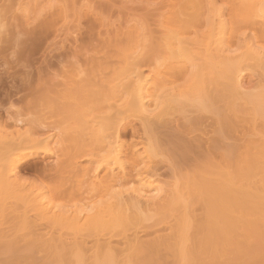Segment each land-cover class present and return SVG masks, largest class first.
<instances>
[{
	"label": "bare ground",
	"instance_id": "bare-ground-1",
	"mask_svg": "<svg viewBox=\"0 0 264 264\" xmlns=\"http://www.w3.org/2000/svg\"><path fill=\"white\" fill-rule=\"evenodd\" d=\"M173 1L174 6L172 4V10H170L171 7L169 6L171 4L165 5V7H170V9L167 7L169 9V13L167 8V11L164 10V6L157 8V10H164V12H167V14L166 12L163 14V12L159 11V13L161 12L162 14H157L158 16H162L163 18L165 15V21L162 20V17H157V20L155 18L156 23L161 20L160 23L162 27L163 25L165 27H163L164 30H161L163 29L161 26V28L158 24V26H156L157 28H160L158 29V31L161 30L160 32H162L164 35H162V33L158 34L157 29H155L156 31H153L154 33L158 34V36H160L158 39H156L158 36H155V40L157 42H154L164 53H160L163 55L162 58L160 56L157 57L156 55H159V53H156L155 55V52L153 50H149L147 52L145 51L147 55L142 51L144 53L143 58L141 53L134 56V49H136L137 47L133 48V50H129V48L127 47L128 51L132 52V56L129 52L128 54L124 55L123 58L120 56L121 60H123V64L121 61V63L114 62V65V63L109 60L107 66L112 68V65H114V68L112 71H110L108 68L110 72L108 71L109 74H107L106 78L104 77L105 80L102 81L104 87L101 86L103 87L101 91L91 97L87 101L85 105L86 107H84L85 109L83 110V112H86L87 109L90 110L92 107L107 104L111 100V104L116 105L111 118H108L109 120H95L93 121L94 125H90L89 127L90 130L92 126L94 127L96 125H99V127L102 129L106 128L112 130L113 133L110 135V137H106L110 139L113 138V140H109L111 146L108 148V154L99 155L96 152L97 149L104 147V139L91 138L89 139V141L87 140L84 143H76L72 147L69 146L70 148L66 146L68 149L64 151L66 155L65 161L62 164H60V161V165L57 164L58 166L55 167V171L57 172V175L59 173V175H61L64 180H66L65 177L68 180H63L64 182L61 180V183L60 180L55 181L53 179L55 183L53 180H51L53 185L50 184L49 186V195H44L43 192L32 193V191H26L24 188L25 185L22 184L16 176L18 174L17 168L19 167L21 159L23 161V158H28L38 151H48L49 154L50 152H53V148H50L51 151H49L50 149H47V141L53 136L52 134H48L45 137L34 136L35 131L48 130L51 128V126L50 124H48V122L44 121V119L31 118L29 116L27 117L25 114H29V112L25 114L17 112L15 113V116H13V121L15 123L28 124L29 129H27V131L25 130L26 132L24 131L25 133L22 136H16L15 138L11 137V139L10 137L9 139H0V240L3 241L1 242L3 243V245L0 247V256H7L3 257V259H0V264H249L252 261L255 264H264L263 258H260V256L263 257V252L260 251L259 248L256 250L257 245H259L260 243L257 244L256 241L252 240L253 243L255 242L257 244L254 250H256L257 253H259V251L260 253L262 252V255L258 254L259 259L257 257V254H254L256 251L253 253L254 255L250 253L253 257H256L255 259L249 258L250 262H247L249 261L248 257L252 256L249 255L248 251H246V253H244L245 251L241 253V251L243 250L241 248L243 247L241 246L242 244L246 245L252 243L248 238H246L245 241V238L242 237V235H249L250 240L259 236L253 234L255 233V231L256 233H258L259 231L257 230L249 233L252 229V225L249 224L251 222V219H255L257 222L259 221L258 219H260L261 224L262 221L264 222V122L262 124H258L259 122L257 121L259 116L260 118H264V84L256 94H252L250 92H247L248 90L245 91L248 88H246V84L243 81L244 72H247L246 69L250 70L251 68L250 71H252V69L255 70V68H258L260 69V72L264 73V0H224L230 5V14H227V16H229L228 18L225 16L226 13L223 14L224 11H220L223 10L220 9V6H218L220 10L215 8L217 7L215 6L217 0ZM214 1L215 3H213ZM212 8L214 11L218 10L221 13H212ZM5 11H7V9H5ZM58 14L59 12H57V15ZM0 15H3V12ZM50 15L52 16H49L48 14L46 18L44 17L45 19H41L42 21H39L37 23L38 25L35 27L40 28L41 30H45V28H48L52 23L53 26L55 22L52 21H56L54 19L56 13L54 12ZM147 18L145 19V21L147 20ZM151 20L153 22L151 24L156 25L153 21V18L147 21L150 22ZM145 21L143 20V23ZM147 21L144 24H147ZM162 21L166 24H164ZM150 25H144V31L146 33L143 32V34H147L150 29L146 31L145 28ZM52 26L50 27L52 28ZM35 27H33L31 30L38 32L39 30L34 29ZM140 29L142 30V28ZM248 29L253 30V34L255 32V39L257 41H254L252 39L253 36H250V38L247 36V38H249L251 42L246 37V40H244V34L247 35L246 32L248 31ZM41 30L39 32H43ZM33 31L31 32L29 29V32L31 33H33ZM124 33L125 39H132L131 42H134L135 39H140L142 36H144L142 34H140L142 35L141 37L140 35L135 36L134 32V35L131 34L132 32H129V35L127 34V32ZM137 33L138 32H136V34ZM116 34L118 33H114L113 38H111L115 41H118L115 39ZM109 39L110 38H108V42L110 43V45L108 44V42H106V44H108L110 48L111 45L115 42ZM144 39L145 37H143V40ZM140 40H142V38ZM145 40H147V38ZM252 40L255 42V44H253ZM235 41L236 48H233V43ZM246 41H249V43L251 44ZM148 42L149 41H145V43ZM127 43L130 44L129 42ZM145 43H143V45H145ZM117 45V43L116 45L114 44V46ZM90 46L92 45L90 44ZM95 46H97V48L99 46L102 47V44L98 45L97 43ZM107 47L105 46V48ZM92 48L97 49L94 47V45L92 46ZM148 48L150 49L152 48V46H148ZM86 49L88 48L86 47ZM86 49L84 48L83 50L82 48L81 50H76L73 55H76L77 51H83V53H85ZM88 51L89 49L87 50V54ZM80 54L78 52V56H82V52ZM108 56L110 55L108 54L106 56L107 62ZM72 57L75 58V56ZM90 58H88L89 61H91ZM111 58L112 57H109V59ZM79 60H77L76 58V64L79 63ZM145 60L147 61V63L145 62ZM97 61H99V64L95 67L97 68L96 70L99 71V69H102V67L99 66L100 60ZM143 62L146 63L147 66L148 64H150L149 67L151 66L150 73L152 74L151 80H149L150 82L146 81V77L148 76L144 75L143 69L141 68V64H143ZM97 63L95 64L97 65ZM91 64L90 66H92ZM90 66L89 68L91 69V72H93V68ZM93 70H95V68ZM110 74L111 76H109ZM183 77L185 78V81L183 79L181 82L185 86L183 87V85H181L180 87L179 83L181 82L179 80H181V78ZM78 79V81H81V75L80 77H78ZM186 80L188 81V84L186 83ZM177 81L178 83L176 84ZM174 83L176 84V86L174 85ZM147 84H149V88H147ZM170 86L171 88H168ZM167 89L168 91L172 90L171 94L173 92V95L176 93L175 95L177 97L175 95V97L172 95V98L174 97V104L176 103L178 105V103L180 104L183 101V103L181 104L186 106V102L189 101V103H192H188L189 107L194 110L201 109L203 111H206L204 113H207L208 111V113H210L211 110V119L213 120L214 118L213 121L215 125L219 121L221 123H219L220 125L217 124V130L215 129L217 132L218 130H221V132H215L219 135L221 134L220 137L224 141L229 140L228 138L231 136L233 137L232 140H234L236 139L235 136L237 135V139L240 140L236 141V139L234 141L235 145H232L233 143H228L230 144L229 147L233 146L230 148L224 147L226 145L228 146V144H223L224 149L220 146L219 150H217L218 152H214V156H212V150L208 152L209 154L207 152H204L206 153V158L208 156L210 157L205 160L203 159L204 161L202 162L201 167V163L200 165L197 164V168L199 167V171L192 178H189L191 175L188 177L189 179L186 178L188 180L184 183L182 182L183 184H179V187L177 185V188L174 189V191H172L171 193L167 190H164L159 183L152 179L151 176L145 174L144 171H138L136 174H132L128 179L133 182L132 193H134V196L137 198V200L143 199L145 202H147V205L145 204L146 207L144 208L141 206H134V208L137 209L136 212L129 213L127 204L123 202L124 200L122 192H117L115 190L117 185L121 183L120 179H118L119 174L122 172L123 176H127L126 173H124L127 169L124 171V164L121 162V147L123 146H121L122 144L117 140L119 138L118 132L121 126V122L124 119L123 113L138 112L140 114L150 116L146 111V107L149 106L147 104L148 102H152V104H154L152 108L155 107L154 110H157V112L159 113L157 114L160 115L159 117H161L162 114H172L173 112L169 111L175 106H173L172 108V98H167V94H165H170V92H167ZM177 94L179 95V98ZM164 96H166L167 99H164ZM240 100L241 103L239 102ZM242 100L244 102H242ZM119 101L120 103L118 104L117 102ZM170 101L171 103H169ZM206 101H209L211 106H209V102H207L208 106H206ZM219 101H222L223 104ZM211 102H214L213 104H215L216 106H213ZM242 104L243 108L240 107ZM250 104H252L250 108L247 107V105L249 106ZM182 105H180L182 107L181 109L184 110V108H188V106L184 107ZM194 105L196 106L194 107ZM204 105L206 106V108ZM220 105L226 106L221 108ZM204 108L209 110L207 111ZM214 109L217 110L215 111V113ZM177 111L181 112L179 110ZM184 111L187 110L185 109ZM151 113L152 112H150V114ZM213 114H216L218 118H216L215 115L213 116ZM205 116L199 115V117H202L203 119L205 118ZM207 116L209 119V115ZM189 117L191 116H188V118ZM202 118L198 119L197 121L195 119L193 121L191 120L192 118H189L193 123L190 125L188 124L190 121L186 120L189 121L188 123L185 122L187 124L188 130L186 129L187 127L185 125V129L187 131L185 130L184 133L189 132L190 130L189 134H192L193 130L194 132L195 129L199 130V128H201L205 124V121L204 123H202ZM86 122L88 124L87 120ZM206 124L207 126H209L208 123ZM85 125H81V127L88 128V126ZM211 125H213V123ZM240 128L243 130L241 133L244 132V134H241L242 136L245 135V133L247 135L249 132L248 137L257 134L259 138L255 139V137H251L250 139L248 138V140L245 142L246 138L244 137L245 140L243 139V143V140L239 137V134L235 135V133H237ZM201 129H203V127ZM245 130L249 131L245 132ZM240 131L238 133H240ZM223 134L231 136L227 137ZM232 134L235 136H233ZM222 135L224 137H222ZM177 137H179L178 134ZM200 137L198 138L199 140H201ZM174 139L179 140V138ZM217 139L218 137L215 141H219V143L221 144L223 140L221 139L220 142V140L218 139L217 141ZM147 140L149 143V138ZM241 140L242 145L240 143ZM60 141L61 140H59V142ZM224 141L222 143H224ZM237 142H239V145L237 144L238 146L236 145ZM59 145H63V143H60ZM143 148L144 149L140 154H143V157L147 156L148 158H150L149 149L146 146ZM221 148L222 150H220ZM225 148L229 149L225 150ZM199 150L200 149L198 148V151ZM207 150H209V147L207 148ZM223 150H225V152ZM15 151L20 152L23 156H19V153H16ZM200 152L202 154L200 155L204 158L205 154L202 153L203 151ZM80 153L82 154V156L80 155ZM217 154L218 156L220 155L221 159L216 158L215 160H217L218 162H215L212 159H214L215 155ZM79 155L81 157L84 156L85 159L92 158L97 160V166L95 169L98 170L101 167H105L107 169L105 176L101 179H93L87 187H84L83 182L80 181H78L77 183H68L69 179L76 174L75 169L78 165L76 160L77 156L79 157ZM143 157H141V160L143 159ZM132 158L133 161L131 162V168L135 170L137 167V162L139 160H134V157ZM117 169H119V171H116ZM56 172H54V174ZM62 177L60 179H62ZM107 194H109L108 199H100L99 203H94L95 199ZM57 199H62L65 201L63 203L61 202L59 204H56L55 201ZM149 201H153L152 203L155 206L153 204H150ZM149 205H153V207ZM194 206H199L201 208H197ZM194 208L196 210L201 209L203 212H206L204 213L206 219H202H205L207 221L206 222L204 220L205 223L202 222L203 220L200 217L199 219L201 220V223L196 221V223H199L196 224L194 222L197 228L193 225L191 226V228H196L193 229L196 231H192L189 222L187 223L186 220H182L185 214L188 215L187 218L191 216L190 214L199 215L200 213L197 214L198 210L196 211L194 210ZM144 209H147V211H156V215L158 217L153 219L155 220L153 223L144 225L143 221H145V218L141 213ZM178 209H181L185 214L182 215L183 213L180 212L182 216V218L180 216L181 219H179L181 220L179 221L181 222L180 226L178 225L179 223L175 222L174 220V223H177L176 226L179 227L177 230L172 227L174 230L171 232L173 233L172 236L170 234L171 227L169 226L168 229H170V235L166 233L167 236H162V234L160 233L161 236H158L157 239L152 241L141 240L139 237L137 238V236L139 235L135 237V235L137 234H135V231L139 230L138 227H143L146 230H157L160 228H162L163 230V227L160 226H163V223L165 221L168 222L167 219L169 218V216L173 215L174 217V213ZM6 210H8L7 215L10 216L9 219L7 215H5ZM201 210H199V212H202ZM191 211L193 213H191ZM31 212L35 214V218L31 219L28 216ZM250 215H254L255 217H251L250 221H246L249 219ZM211 216L217 218L216 220H218L219 223L218 226V223L216 224V227L215 225H212L213 223L210 222V219H212ZM184 219H186V217ZM194 219L197 218L195 217ZM38 220L46 221L48 224H50V226L52 225L54 228H64L69 232V235H71V233L73 235L75 234L74 237L71 235L74 239H72L71 236L69 237L72 239V241H74L68 242L70 239L68 238V241L65 240L66 238H64L63 235L60 236L61 233L56 234V236L58 235V238H48L47 236L45 237L44 233L42 234L35 229ZM241 221L244 222V225ZM256 221L255 223H257ZM167 222H165L166 224L164 223V225L170 224H167ZM190 222H193V220ZM245 223L249 225L250 230L247 227L245 228V226L247 225H245ZM4 224H8L7 228L1 227L2 225L4 226ZM239 224L242 226V228L244 227L242 229V232L245 233L248 231L249 234L242 233L240 230L241 226ZM258 224L260 223L258 222ZM170 225L173 226V223ZM257 225H253L254 229H256ZM263 225L264 223L261 226L258 225L257 227L262 228L264 227ZM211 226H214L213 232L215 231V229H221V231L219 230L220 232L218 233L217 230L214 232L215 234H212ZM133 227L135 229V235L132 236V238H129L127 234ZM69 229L72 231H70ZM237 229L239 230L236 232ZM244 229H246V231ZM262 229L264 230V228ZM160 230H157V232H160ZM100 232H102V235H104L105 233L108 234L107 237L103 236V239L100 238ZM239 232H241L242 235H240ZM189 233L193 234L189 235ZM260 233H262V231ZM194 234L197 235V237H194ZM251 234L256 237L251 236ZM86 235H88L89 238H87ZM115 235H121L125 238V243L123 242L125 245L124 249H127L126 251H128H124L125 254H123V249H120V251L122 252L119 254V251L116 250L118 247H115L116 244H114L115 246L112 244V238ZM91 236H93L92 238H95L94 241L92 240V245L95 247L97 246L96 249H94V247L92 246L94 250H91V245H88V243H86V238L87 240H91ZM187 237L189 239H187ZM191 237H194V243L192 241L193 239H190ZM261 239L263 238L261 237ZM191 241L192 245H189V243L191 244ZM247 241H249L250 243H245ZM262 241L263 242L261 243H264V239ZM249 246H251V244ZM253 247L255 246L253 245ZM87 248L90 249L88 250ZM87 250L92 251L91 259L90 257L88 258L86 256ZM246 250L248 249L246 248ZM247 253L249 256L243 255ZM121 255H123V257L120 258ZM252 259L262 260L260 261V263H258L257 260L255 262Z\"/></svg>",
	"mask_w": 264,
	"mask_h": 264
},
{
	"label": "rangeland",
	"instance_id": "rangeland-1",
	"mask_svg": "<svg viewBox=\"0 0 264 264\" xmlns=\"http://www.w3.org/2000/svg\"><path fill=\"white\" fill-rule=\"evenodd\" d=\"M73 1L72 0H0V14H2V12H3V15H0L1 16L0 17L1 18L0 19V21H1V23H0V139H7V138L9 139V137L11 139V137L15 138L16 136H18V137L22 136L27 131V129H29L28 124H24V123L17 124L13 121V116H15V113H17V112H21L24 114L29 112V114H25L27 117L29 116L31 118L44 119V121H46V122H48V124H50L51 128L48 130L35 131L34 132L35 137H45L48 134L53 135V136L51 135L52 137L50 139H48V141H47V144H48L47 149L53 148L52 153L50 152V154H49L48 151H46L47 153L44 151L35 152L30 157L23 158V161L21 159L20 160L21 162L19 163V167L17 168L18 174L16 177L18 178V180L22 184L25 185V187H24L25 190L28 192L32 191V193L43 192L44 195H49V192H50L49 186H50V184H52L51 180H53V179L55 181L60 180V183L64 180L63 177L61 175H59V173H58L59 176L57 175V172L55 171V167L58 166L57 164H59L60 161H61L60 164H62L65 161L66 155H65L64 151L67 150L68 148L74 146L76 143L77 144L78 143H84L87 140L89 141V139H91V138L92 139H94V138L104 139V142H103L104 147L97 149L96 152L99 155L108 154V152H109L108 148L111 146V143H109V140H113V138L110 139V138H106V137H108V136L110 137V135L113 133L112 130L106 129V128L102 129L99 127V125H96L94 127L92 126V128H94V129L90 128V130H89V127H90V125H94L93 121H95V120H100V119L109 120L108 118H111L116 105L111 104L112 103L111 102L112 100H111L107 104L92 107L90 110L87 109L86 112H83V110L85 109L84 107H86L85 105H86L87 101L91 97H93L94 95L98 94L101 91V89L104 87L103 86L104 84H102V81H104L107 74H109L108 71L113 70V68H114L113 66L115 65L114 62H120L121 63V61H122V64H123V60H121V57L123 58L124 55L128 54V52H129L128 48H129V50H133V48L137 47L136 49H134V53H133L134 56H136V54L141 53L142 58H143L144 57L143 54L145 53V51L147 52L149 50L150 51L153 50L155 52V55H156V53L157 54L159 53V55H156L157 57L160 56L162 58L163 55L160 54L162 51L159 49V47L155 43V42H157L155 40V36L157 37L158 34H161L162 32H160V31L164 30L165 27H164V25H163L164 28L162 27V25L160 23L161 20H159V22L156 23L155 18L157 20V17H162V16L157 15L159 13V11L163 12V14H164L167 11L166 8L168 7V6L165 7V5L171 4V5H169L171 7L173 2H174L173 0H170V1L169 0H73ZM215 1L213 3H215ZM217 3H218V5H217ZM217 3H215L216 5L214 4L215 6H217L215 8H217L218 10L223 9L220 11L221 12L224 11L223 14L226 13L225 16L228 18L229 16H227V14H230V7H229L230 5L224 0H217ZM225 3H227V4H225ZM219 4H221V5H219ZM227 5H228V7H227ZM163 6L165 7L164 8V10H166L165 12H164V10H157V8H160ZM173 6H174V4H173ZM218 6H220V9ZM170 7H168V8L170 9ZM172 7L170 10H172ZM4 8L7 9V11H5ZM213 8H212V11H213L212 13H214V12H215L214 14H216V12L221 13L217 9H216L217 11H214ZM169 9H168V13H169ZM54 12L56 13L57 17L56 16L54 17V19L56 21H54V20L52 21V22H55V24L53 26H52L53 23L51 25L49 24L50 26H52V28L49 26L48 28H45V30L44 29L41 30L40 28L35 27L38 25L37 23L39 21L41 22L43 19H45L48 16V14H49V16H52L50 14L54 13ZM57 12H59L58 15H57ZM166 14H167V12H166ZM150 15H152V16H150ZM99 16L101 17V19ZM146 16L149 18H147ZM3 18H6V19H3ZM146 18H147V20L153 18V21L155 22L156 25L151 24V23H153L152 20L150 22L146 20L147 24L148 25L151 24V25L146 27L147 29L145 28V30L146 31H148V29H150V30L148 31L149 33L147 32V34H143V32L146 33L144 31V27L147 26V24H144L146 22L145 21ZM143 20L145 21L144 23H143ZM162 20L163 21L166 20L165 15H164V18ZM157 24L159 25V27L161 26L163 29L158 31V29H160L161 27L157 28L156 27V26H158ZM164 24H166V23H164ZM33 27H35L34 29L39 30V31L41 30L43 32H39V31L36 32V31L31 30ZM137 28H138V30H137ZM140 28H142V30ZM29 29L31 32L33 31L34 34L29 32ZM155 29H157L158 34L153 32V31H156ZM126 30H128V31H126ZM244 30H246V29H244ZM250 30L251 29H248V31L246 32L247 35L244 34V40H246L245 37L247 38V36L249 38H250V36L251 37L253 36L254 38L252 37V39L254 41H257L255 39V36H256L255 32L253 34V30H251L252 32ZM123 31L127 32V34L129 32L130 33L132 32L131 34L132 35L135 34V36L142 34V35H144V36L140 35V37L142 36L141 37L142 40H143V37H145V39L147 38V40L144 39L143 40L144 42H143L142 40H140L141 38L140 39L138 38V39H135L134 42L133 41L131 42L132 39L131 40L125 39V37H124L125 33ZM133 32H134V34H133ZM136 32H138L139 34L138 33L136 34ZM29 33H30V35H29ZM114 33H118L115 35V39L118 41H115L114 39H112ZM162 35H164V34L162 33ZM108 36H110V37H108ZM159 37L160 36H158L156 39H158ZM105 38H106V40H105ZM108 38H110L109 40L114 41L115 45H116V43L118 45L114 46V44H112L111 47L109 48L110 43L108 42ZM126 38H127V35H126ZM249 38H247V39L251 42V40ZM150 39H151V41H150ZM121 40L124 42H122ZM137 40H139L141 42H139ZM253 40H252V42H253V44H255V42ZM145 41L146 42L149 41V42L145 43ZM249 41H246V42L249 43ZM106 42H108L109 45L106 44ZM127 42H129L130 44H128ZM97 43H98V45L102 44V47H100L101 46L100 45L97 48V46H95ZM103 43H105L106 45ZM143 43H145V45H143ZM90 44L92 46L94 45V47L97 48L98 50L93 49L92 46H90ZM153 44H156V45H153ZM249 44H251V43H249ZM146 45H148L149 47L152 46V48L149 49L148 46H146ZM105 46L106 47L108 46V47L105 48ZM144 46H146L147 48ZM155 46H157V47H155ZM86 47L89 49L88 54H87L88 49H86ZM131 47H132V49H131ZM82 48H83V50H84V48L86 49V52L84 51L86 54L83 53V51H81L83 58H82V56H80L81 55L80 51H77V54L73 55L76 50H81ZM233 48H236V41L233 43ZM78 52L80 54L79 56H78ZM129 53L132 56V52H129ZM108 54L110 56H108V62H107L106 56ZM72 56H75V58ZM109 57H112V58L109 59ZM76 58H77V60L80 59L78 61L79 62L78 64H76V62H75ZM86 58H87V60H86ZM88 58H90L91 61H89ZM97 60H100L99 66L102 67V69L99 67L100 68L99 71L96 70L97 68L95 67V66H98V64H99V61H97ZM109 60L114 63V65H112V68L107 66L108 65L107 63H109ZM160 60H158V61H160ZM90 62L93 63L94 65L91 64ZM94 62L97 63V65ZM103 62H105L106 64ZM145 62L147 63L146 60H145ZM146 63L143 62V64H141V68L143 69L144 75L148 76V77H146L147 78L146 81L150 82L149 80H151V74H152V73H150L151 72L150 71L151 66L149 67L150 64H148V66H147ZM90 64L92 66H90ZM89 66L92 67L93 69L95 68V70L92 69L93 72H91V69L89 68ZM152 67H153V65H152ZM104 68H105V70H104ZM108 68H109V70H108ZM257 69L258 68H255V70L252 69V71H250L251 68H250V70L246 69L247 72H244V76H243V81L246 84V88H248L245 91L248 90L247 92H250L252 94L253 93L256 94L262 88V86L264 84V73L260 72V69H258L259 71ZM255 73L258 75H256ZM80 75H81L82 79L83 78H85V79H83V80L80 79L81 81H78L79 80L78 77H80ZM109 76H111V74ZM183 79L185 81L184 77L181 78V80H179V81L181 82ZM262 81H263V83H262ZM177 83H178V81L176 82V84ZM183 83H185V82H183ZM186 83L188 84L187 80H186ZM176 84L174 83L175 86H176ZM181 85H183V87L185 86L184 84H182V82L179 83L180 87H181ZM101 86H103V87H101ZM147 88H149V84H147ZM168 88H171V86ZM171 91H168V89H167V92H170V94H171ZM165 94H167L166 95L167 98H169V97L172 98L173 92H172L171 96L169 93H165ZM168 94H169V96H168ZM166 96H164L165 97L164 99H167ZM174 97L172 98V101H173ZM178 98H179V95H178ZM179 101H180V99H179ZM209 101H206V104H207L206 106H208L207 102H209ZM219 102H222V101H219ZM239 102L241 103V100ZM242 102H244V101L242 100ZM117 103L119 104L120 101ZM169 103H171V101ZM181 103H183V101ZM181 103L180 104L178 103V105H179L178 106L176 103L174 104V101H173L172 104H174V105L171 104V106H172V108H173V106H175V107L169 111V112L172 111L173 113L172 114L169 113L170 115L168 113H167L168 115L162 114L161 115L162 118L159 117L160 115H158L159 113L157 112V110L156 111L154 110L155 107L152 108V106H154V104H152V102H150V103L148 102L147 104L149 106L146 107L147 108L146 111H147L148 115H150V116L143 115V114H140L138 112H125V113H123L124 119L121 122V126H120V129L118 132L119 138L117 140L119 141V143L122 144L121 146H123V147H121V150H122L121 162L124 164L123 165L124 171L127 169L126 172L123 171L124 173H126L127 176H123L122 172L119 174L118 179H120L121 183L117 185L115 190L117 192H122V196H123V200H124L123 202L127 204V207L129 208V211H128L129 213L136 212L137 209L134 208V206H141L144 208V207H146L145 204L147 203L143 199H141V200L138 199L139 200L138 201L137 198L134 196V193H132L133 182L128 180L132 174H136L138 171H144L145 174H147L148 176H151L152 179H154L157 183H159L164 190H167L168 192L171 193L172 191H174V189L177 188V185L179 187L180 186L179 184H183L189 178H192L199 171L198 170L199 167L197 168V166H198L197 164L200 165V163H201V165H200V167H201L202 162L205 159H207L208 157H210V156H208L206 158V153H204V152L208 153L209 151L212 150V156H214V154L218 152L217 150H219L220 146L223 148L225 143L226 144H228V143L232 144L233 143L232 145H235L234 141L238 138V135L235 136L236 134H239V137L242 140L243 139L245 140V138H246L245 142L248 140V138L250 139L251 137H255V139L259 138V136L257 134H255L256 136L254 135V136L248 137L249 132L247 135L245 133V135L242 136L241 134H244V132L241 133L243 130L240 128V130H241V131L239 130L240 133H238L239 131H237V133H235V135H233L234 133L232 134L233 136L236 137V139H234V140H232L233 137L231 135L223 134V135H226L227 137L231 136L228 138L230 141L229 140L224 141L220 137L221 134L220 135L217 134V133H220L221 130L220 131L218 130V132L216 131L217 130L216 125L219 124L220 121L218 123L216 121L217 124L215 125V123L213 121L214 118H213V120L211 119L212 118V115L210 114L211 110H210V113H208L209 109L208 110L205 109L206 106L204 105L205 106L204 109L208 111L207 113H204L206 111H203L201 109H196L197 110L196 111V110L192 109L191 107H189V104L191 103V102L189 103V101L186 102L187 103L186 106H188V108H189V110H188V108L185 105H182ZM184 103H185V101H184ZM213 103L211 102V104H213ZM222 104H223V102H222ZM180 105L186 107V108H184V107L183 108H184V110L186 109L187 111H184L183 109H181L182 107ZM214 105L215 104H213V106ZM251 105L252 104H250L249 106L247 105V107L250 108ZM176 106H177V108L178 107H180V108L177 109ZM195 106L196 105H194V107ZM209 106H211L210 102H209ZM220 106L222 108V107H225L226 105H224V106L220 105ZM242 106H243V104L240 107H242ZM221 108H218V109H221ZM215 109H216V107H215ZM215 109H214V113H215V111H217ZM223 109H225V108H223ZM177 110H179L181 112H178ZM150 112H152V113L150 114ZM228 113H230V112H228ZM132 114H134V115H132ZM199 115L200 116L209 115V119H208V116L207 117L205 116L206 119L205 118L203 119L201 117L203 120L202 123H204V121H205V124L204 125L202 124L203 126L202 125L201 126L203 127V129L204 128L205 129L204 130L201 129L202 127L200 126L201 128H199V130L195 129V132L193 130L192 134L191 133L189 134L190 130H189V132L184 133V131L186 129L188 130L186 123H188L190 121L189 118H192L191 120H193V121H194V119L197 121L198 119H201L199 117ZM214 115L216 116V114H213V116ZM163 116H165V117H163ZM188 116H191V117L188 118ZM196 116H197V119H196ZM230 116H231V114H230ZM245 116H246V114H245ZM247 117H249V116H247ZM216 118H218V117L216 116ZM86 120L88 121V124H87ZM186 120H189V121H186ZM263 120H264V118H260V116H259L257 119V121L259 122L258 124H262L264 122ZM182 123H184V124H182ZM206 123H208L209 126H207ZM212 123H213V125H211ZM188 124L190 125L193 123H192V121H190ZM81 125L88 126V128L81 127ZM185 125L187 127L186 129H185ZM146 126H147V128H146ZM214 126H215V128H214ZM219 127H217V128H219ZM182 128H183V130H182ZM206 128H207V130H206ZM189 129H190V126H189ZM200 129H201V131H200ZM92 130H94V131H92ZM202 130L204 133L202 132ZM246 131H249V130H245V132ZM179 132H181V133H179ZM177 134L179 137H177ZM223 135H222V137H224ZM199 137L201 140L198 139ZM217 137L220 140V142L222 139L224 141V143H222L223 142L222 141L220 144L218 139H217L218 142H216L215 140ZM59 138H61V139H59ZM148 138H149V143L147 140ZM174 138H179V140L174 139ZM59 140H61L63 142H61V141L59 142ZM238 140H240V139H237L236 141H238ZM242 140H241V142L239 141L241 143V145H242ZM244 140H243V143H244ZM201 141H202V143H201ZM239 142H237L236 145ZM60 143H63V145H59ZM68 143H70V144H68ZM217 143L220 145H218ZM230 144H228V146L226 145L224 147H229ZM142 145H145L149 149L150 158H148L147 156L143 157V154H140L142 152V150L144 149L143 147H145ZM60 146H62V147H60ZM186 146L189 148V150ZM189 146H191V147H189ZM59 147H60V149H59ZM208 147H209V150H207ZM212 147L214 148V150ZM230 147H233V146H230ZM198 148L200 149L199 151H198ZM222 148L220 150H222ZM229 148H225V150H227ZM51 149L49 151H51ZM225 150H223V151L225 152ZM18 151H20V150H18ZM18 151L17 152L15 151V152L19 153V156H23ZM200 151H203L202 153L205 154L204 158L201 156L202 154ZM80 155L82 156L81 153H80ZM80 155H79V157L77 156V160H76L77 164H78L77 168L75 169L76 174L69 179L68 183H77L78 181H80V182H83L84 187H87L93 179H101L102 177H104L107 169L105 167H101L98 170H96L95 168L97 166V160L92 159V158H86L85 159L84 156L81 157ZM200 156H201V158H200ZM132 157H134V160L135 159L139 160L137 162V167L135 170H133L131 168V162L133 161ZM141 157H143L142 160H141ZM216 158L219 159L220 155L219 156H218V154L215 155V158L212 160L215 162H218L217 160H215ZM207 161H209V160H207ZM50 169H52L53 171ZM116 171H119V169H117ZM54 172H56L55 174L57 176L54 174ZM60 176L62 177V179H60L61 178ZM57 177H59V178H57ZM186 178H188V179H186ZM65 179L68 180L66 177H65ZM66 180H64V181H66ZM55 181H54V183H55ZM58 184H59V182H58ZM47 188H48V190H47ZM108 198H109V194L103 195L102 197L95 199L94 203H99L100 199L106 200ZM64 201L65 200L57 199L55 201V203L59 204L61 202L63 203ZM152 202L149 201L150 204H153ZM137 203H138V205H137ZM153 205L152 206L149 205V206L153 207ZM194 207L198 208L199 206H194ZM199 208H201V207H199ZM194 210H196V209L194 208ZM199 210H201V209H199ZM199 210H198L197 214L200 213L201 216H200V214L199 215L190 214L191 216L189 215L190 217L187 218L188 215L183 213V211L181 209H178L174 213L176 216V217L174 216L175 218L172 215V216H169L170 220L167 217L168 222L165 221V222H167V224L173 223V226L170 224L164 225V223H165L164 222L163 226L162 225L160 226V227H163V230H162V228H160L161 230L157 229V230H160V232L159 231L157 232V230H152V229L146 230L143 227L142 228L138 227L139 230H137L138 231L137 232V231H135V229L133 227L130 229V232L127 231L128 232L127 235L129 238H132V236H134L137 233L135 235V237L137 235H139V236H137V238L139 237L141 240L152 241V240L157 239L158 236H161V234H162V236H167L166 233L169 234L170 229H168V228L170 226L171 227L170 234L172 236L173 233H171V232L174 231L172 227H174V229L177 230L181 224V222H179V221H181L179 219L182 218L180 212L183 213L182 215H184V214L186 215V216L184 215V218L186 217V219L182 218V220L183 221L186 220L187 223L189 222V225L191 228L192 225L196 226L195 225L196 221L201 223V220L199 219L200 217H201V219L205 218L204 213H206V212H203L202 210H201L202 212H199ZM192 211H191V213H193ZM196 211H194V212H196ZM7 213H8V210H6L5 215H7ZM141 213H142V216L145 218V221H143L144 225H147L149 223H153L155 221L153 219L158 217L156 215V211H153V210L147 211V209H144V210H142ZM178 213H179V215H178ZM28 216L31 219L35 218L34 217L35 214H33L32 212ZM180 216H181V218H180ZM7 217H8V219L10 218V216H8V215H7ZM11 217H12V215H11ZM195 217L197 219H194ZM251 217L254 218L255 216L250 215L249 219L246 221H250ZM211 218H212V219H210L211 221L210 220H208V221L212 222L213 223L212 225H215V227H216V224L218 223V220H216L217 218L212 217V216H211ZM171 220H173V221H171ZM174 220H175V222L179 223L178 227L176 226L177 223L176 224L174 223ZM192 220H193V222H190ZM204 220L202 222L205 223L206 220L205 221ZM214 220H216V221H214ZM252 220L253 219H251L252 223L251 222L249 223L252 225V226L250 225L252 229L250 230V227L247 223H245V225L247 224L245 226V228L247 227L250 230L249 233H252V231H255V230L259 231L258 233H256V231H255V233H253V234L259 235V236H257V238H254V239L252 238L250 240L249 235H247V236L242 235V233H244V232H242V229L244 227L242 228V226L239 224L241 226L240 230L242 232V233L239 232V234L245 238V241H246V238H248L249 241L252 242V243H250L249 241L245 242V243L249 242L251 244V246H249L250 244H246V245L242 244L241 246H243V247L240 246L243 249L241 251V253L244 251H245L244 253H246V251H248L249 255H251L250 253L253 254L259 248L260 251L263 252V253L261 252L263 254V257L260 256L262 254L260 253L259 250H258L259 253H257V251H256L254 254H257V257H258V254H260L259 255L260 258H263V260H264V251H263L264 243H261V242H263L262 240L264 239V235H263L264 230L262 229L264 227H262V228L257 227L258 225L261 226L264 222L262 221V224H261V220L258 219L259 220L258 222L261 224L260 225V224H258V222L255 219L253 220L254 222ZM243 221H245V220H243ZM243 221H241V222H243ZM255 221L257 223H255ZM37 222L38 223L35 226V229L42 234L44 233L45 237L47 236L48 238L49 237L50 238H56L58 236V235L56 236V234L61 233L60 236L63 235V237L66 238L65 240H67L71 235L73 237L75 235V234L73 235L72 233H71V235H69L68 234L69 232L67 230H65L64 228L63 229H60L59 227L54 228L52 225H51L52 226V228H51L50 224H48L46 221L38 220ZM253 223L256 225L258 224L256 226V229H254ZM196 224H199V223H196ZM242 224L244 225V222ZM218 225H219V223L217 224V226ZM7 226H8V224H4V226L2 225L1 227L7 228ZM196 228H197V226H196ZM196 228H191V229H192V231H196V230H193ZM211 228H212V230H211L212 234L218 230V229H215V231L213 232L214 226L213 227L211 226ZM217 228H219V227H217ZM259 229H262V230H259ZM219 230L221 231V229H219ZM219 230H218V233L220 232ZM238 230L239 229H237L236 232ZM244 230L246 231V229H244ZM70 231H72V230H70ZM134 231H135V234H134ZM144 231H147V232H144ZM261 231H262V233H260ZM100 233H101L99 235L100 238H102L103 236L107 237V235H108L105 232L104 233L106 235L105 234L102 235V232H100ZM193 233H191V234H193ZM245 233L249 234L248 231ZM191 234L189 233V235H191ZM195 234L193 236L197 237V235H195ZM253 234H251V236H254ZM189 235H187V236H189ZM72 236H71V238L74 239ZM99 236H98V238H99ZM260 236L263 239H261ZM86 237L89 238L88 235H86ZM92 237L93 236L90 237L91 240L88 239L89 241L86 238V243H88V245L90 244L91 245L90 247L93 246L92 240L94 241V239H95ZM115 237H117V238H115ZM135 237H133V238H135ZM254 237H256V236H254ZM258 237H259V239H258ZM71 238H69L70 240L69 241L67 240V241L71 242L72 241ZM119 238L120 239L122 238V239L120 240ZM193 238L191 237L190 239L192 240ZM117 239H119V240H117ZM187 239H189V238L187 237ZM252 240L256 241L257 244L260 243L259 244L260 246L257 245L255 242H254L255 243L254 244ZM259 240H261V241H259ZM124 241H125V238L121 235H115L112 238V244L113 245L116 244V246L115 245L114 246L116 248L118 247L116 250L119 251V254L122 252V251H120V249H123V254H125V252H128V251H126L127 249H124V247H125ZM192 241L194 243L195 240L193 239ZM192 241H191V244L189 243V245H192ZM1 242H3V241L0 240V247L3 245V243H1ZM244 245L246 246V248L248 250H246ZM253 245L255 247H253ZM256 245H257V248H256ZM262 246H263V248H262ZM93 247H94V249H96L97 246L96 247L93 246ZM93 247L91 250H94ZM241 248H240V250H241ZM249 248L251 249V251ZM255 248H256V250H254ZM87 249L89 250L90 248H87ZM88 250H87L86 256L88 258L90 257V259H91L92 251L91 250L88 251ZM248 253L243 254V255L249 256ZM5 256L6 255L0 256V259H3V257H5ZM121 257H123V255H121L120 258ZM249 258L255 259L256 257H253V256L250 257L249 256L248 259ZM250 259L247 262H250ZM254 259H252V260H254ZM258 259H259V257H258ZM258 259H256V260L258 263H260V261L262 259H260V260H258ZM256 260H254V261L256 262ZM252 263L255 264L253 261L250 262L249 264H252Z\"/></svg>",
	"mask_w": 264,
	"mask_h": 264
}]
</instances>
